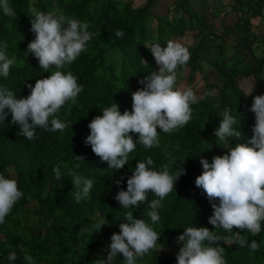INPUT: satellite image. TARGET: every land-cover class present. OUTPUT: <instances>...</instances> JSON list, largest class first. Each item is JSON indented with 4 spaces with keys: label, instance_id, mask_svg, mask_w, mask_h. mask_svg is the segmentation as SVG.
Returning a JSON list of instances; mask_svg holds the SVG:
<instances>
[{
    "label": "trees",
    "instance_id": "obj_1",
    "mask_svg": "<svg viewBox=\"0 0 264 264\" xmlns=\"http://www.w3.org/2000/svg\"><path fill=\"white\" fill-rule=\"evenodd\" d=\"M193 1L173 0L171 15L152 10L159 0H145L137 7L132 0H9L16 19L4 16L0 10V47L6 45L8 56L16 57L9 77H0V86L8 87L17 98L29 95L27 84L34 86L37 79L56 70L44 72L30 53L25 55L28 43L35 38L30 31L35 18L31 8L86 22L87 30L97 33L71 65L60 69L71 71L83 90L75 104L69 101L49 119L58 118L71 127L62 132L37 128L36 138L29 141L19 134V126L11 123L10 113L0 123V174L15 179L24 193L5 223L0 224V264H100L107 257L110 237L119 234V225L127 222L124 216L129 211L160 234L157 249L138 258L136 264H176L180 247L176 237L187 227H206L222 237L233 234L208 223L213 209L203 190L196 187L195 179L203 171L201 158L211 163L214 156L227 152L214 136L224 108L232 110L239 121L235 126L242 133L241 139H231L230 143H246L252 136L255 119L249 109L253 97L264 94V25L255 32L252 19L264 16V0H232L230 9L238 14L237 18L231 26L221 24V31L210 19L220 5L212 3L211 10L201 11ZM116 30L124 36L117 38ZM187 32L196 41L188 46L191 55L185 66L189 68L187 81L192 82L200 73L206 88L205 95L191 105V120L171 134L161 131L158 146L145 149L137 145L129 154L128 164L120 170L108 168L85 144L90 134L87 125L112 103L118 105L121 114L131 111L132 93L143 88L139 81L158 71L145 46L158 43L163 48ZM227 36L234 42L223 43ZM205 65L207 78L203 75ZM250 77L254 88L248 95L240 82ZM147 157L153 159L154 170L167 169L170 174L180 168L186 170L176 181L174 191L161 202L160 220L155 224L147 215L148 202L157 198L151 192L148 202L128 209L114 199L118 191L126 190L127 178L136 163ZM54 167L60 168V181L55 178ZM69 171L93 181L89 197L79 203L74 198L77 189ZM27 205L31 209L25 210ZM101 217L108 223L97 232L93 225ZM240 234L249 244L255 240L259 249L251 252L248 246H229L221 241L226 264H264V221L259 234ZM10 252L16 253V260H9ZM114 264H124L123 257L118 255Z\"/></svg>",
    "mask_w": 264,
    "mask_h": 264
},
{
    "label": "clouds",
    "instance_id": "obj_2",
    "mask_svg": "<svg viewBox=\"0 0 264 264\" xmlns=\"http://www.w3.org/2000/svg\"><path fill=\"white\" fill-rule=\"evenodd\" d=\"M0 10L4 16L16 19L17 14L9 0H0ZM30 11L35 17L30 28L35 38L28 43L25 55L30 53L44 72L50 68L56 70L46 78L37 79L34 86L27 84L26 87L30 89L27 97L17 98L8 87L0 86V123H4L10 113L11 123L18 125L19 134L29 141L36 138L37 128L62 132L71 127L58 118L49 119L55 117L69 101L75 104L83 90L71 71L65 73L60 69L71 65L97 35L87 30L86 22L62 13L45 14L34 7ZM115 35L122 38L124 33L116 30ZM145 47L150 50L158 71L150 72L139 81L143 88L132 93L131 111L125 110L121 114L118 105L112 103L111 107L102 111V115L94 117L87 125L90 134L85 144L91 146L101 162H106L108 168L115 171L128 164L129 154L137 145L145 149L158 146L161 131L171 134L188 124L192 118L191 105L198 99L190 87L183 90L175 88L177 70L185 67L190 60L187 47L171 40L163 48L158 43ZM15 62V56H8L6 45L0 47V77L7 79ZM249 110L254 113L255 119L252 136L246 143L233 146L230 140L242 137L235 126L239 121L230 108L223 109L214 136L227 152L214 156L211 163L201 158L203 171L195 179L196 187L203 190L213 209L208 223L233 234L222 237L206 227H187L183 234L176 237V243L180 245L176 264H226L221 241L229 246H248L251 252L259 249L255 240L249 244L240 232L247 231L255 236L261 232V222L264 221V94L253 97ZM130 134H135L137 138L134 140ZM53 173L60 181V168L54 167ZM68 174L72 176L73 186L77 189L75 201L79 203L88 198L93 181L72 171ZM182 174H186L183 168L176 174H170L167 169L154 170L153 159L147 157L136 163L132 175L127 178L126 190L118 191L114 199L119 206L128 209L148 202V193L151 192L157 198L148 202L150 211L147 215L155 224L160 220L158 210L162 207L161 202L174 191V185ZM116 184L119 185L120 181L117 180ZM23 195L15 179L0 174V224L5 223V218ZM124 219L127 222L119 225V234L114 233L110 237L107 257L100 264H114L118 255L123 257L124 264H136L138 258L157 249L160 234L144 219L134 218L131 211L125 213ZM107 223L105 217H101L93 228L99 232ZM234 228L240 231L233 232ZM8 258L16 260V253L10 252Z\"/></svg>",
    "mask_w": 264,
    "mask_h": 264
},
{
    "label": "rangeland",
    "instance_id": "obj_3",
    "mask_svg": "<svg viewBox=\"0 0 264 264\" xmlns=\"http://www.w3.org/2000/svg\"><path fill=\"white\" fill-rule=\"evenodd\" d=\"M206 1L209 2V4L206 3ZM144 2L145 0H132V4L135 7L142 5ZM212 3H215L216 5L215 7L220 5L218 6L217 10L215 9V12H217V14L210 17L211 21L214 22L216 27L219 28L218 31H221L222 28L221 24L231 26L236 20L238 15L230 9L232 0H194L193 1L195 8L201 11L205 9L211 10L209 8H211ZM172 6H173V0H159V4L156 7H154L152 10L154 12L171 15ZM252 22L254 25H256L254 31L258 32L260 31L261 27L264 25V16L256 17L252 19ZM175 42H180L181 44H183L185 47L188 48L189 45L194 44L196 41H194V38L192 37V33L187 32L181 39L175 40ZM232 42H234V39L231 36H227L225 40H223V43L225 44H229ZM257 54L260 55L261 51L257 50ZM207 68H208L207 65H205L203 75L205 74L206 78L208 77ZM188 75H189L188 67H183L179 71H177V81L175 88L183 90L184 88L190 87L197 95V98H202L205 95V91H206L203 80L204 76H202L200 73H196L193 81L188 83L187 81ZM208 81L210 82V79ZM253 81H254L253 78L250 77L248 79L241 80L240 85L245 89L246 92H250L252 90V87L254 88ZM24 209L25 210L31 209V205L24 206Z\"/></svg>",
    "mask_w": 264,
    "mask_h": 264
}]
</instances>
